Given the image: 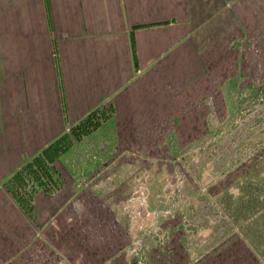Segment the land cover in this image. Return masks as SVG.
Wrapping results in <instances>:
<instances>
[{
	"label": "crops",
	"instance_id": "crops-1",
	"mask_svg": "<svg viewBox=\"0 0 264 264\" xmlns=\"http://www.w3.org/2000/svg\"><path fill=\"white\" fill-rule=\"evenodd\" d=\"M74 12L77 29L106 36L94 39L99 52L94 49L92 56L82 53L81 39L71 51L74 39L53 36L59 28L63 36L69 33ZM262 30L264 0H0V264H78L82 251L67 228L40 223L53 215L50 207L40 216L34 210L33 218L1 188L8 158L14 157L11 163L42 151L55 139L54 126L67 121L61 110L82 105L79 92L70 97L69 89H55L56 42L65 74L75 69L66 62L76 61L81 77L86 60L115 62L99 76L111 78L104 100L115 110L118 133L130 141V129H137L138 138L150 143L173 133L181 114L175 110L185 108L186 94H196L199 77L211 73L208 67L231 42L260 37ZM117 77L127 81L119 86ZM28 125L36 126L37 151L27 146ZM258 248L264 259V246Z\"/></svg>",
	"mask_w": 264,
	"mask_h": 264
},
{
	"label": "rangeland",
	"instance_id": "rangeland-1",
	"mask_svg": "<svg viewBox=\"0 0 264 264\" xmlns=\"http://www.w3.org/2000/svg\"><path fill=\"white\" fill-rule=\"evenodd\" d=\"M77 17V12L70 14L73 27L69 33L63 36L61 32L65 30L59 28L54 30L53 36L55 40L74 39L75 44L70 43L69 46L71 51L73 47H79L77 41L81 39L82 53L92 56L94 49L97 51L99 48L94 39L106 36L94 35V29H77ZM263 31L259 32L260 37L257 33L256 38L232 41L229 50L220 54V59L208 67V73L212 75L199 77L196 94L184 95L185 108L175 110L181 114L172 125L173 133L150 143L138 138L141 131L137 129H130V136L136 140L125 141L118 133L113 119L115 110L109 100H104L111 78L99 76L100 72L108 71V67L112 68L115 62L86 60V76L81 77L77 75V62L70 60L66 66L71 68L74 65L75 69L66 68L70 70L65 74L58 54L60 44L56 42L54 54L58 66L54 74L55 89H69L70 97L77 96L79 92L82 105L80 109L61 110L67 121L54 126L55 139L42 151L33 155L22 154L11 163L14 157L8 158L5 165H9L10 170H7L5 178H1V188L33 218L36 209L40 216L49 207V211L66 207L78 212L89 205L91 215L98 214L104 223L109 224L111 213L106 191L110 189L109 181L113 175H118L119 181H129V194L143 185L155 191L156 183L161 188H174L181 183L182 187L176 190L184 200L186 194H190V189L184 185L190 182L193 175L196 176V169L200 171V167L203 169L205 164L213 163L214 176L227 169L238 173V178L230 180L229 185L240 190V203L234 201L230 206L233 210L229 212V245L220 249L206 264H264L258 248L259 245L264 246ZM106 47L109 48V45ZM113 79L118 80L119 86L127 81L123 77ZM28 127L31 140L27 141V146L31 151H37L36 142L32 139L36 126ZM150 127L158 128L156 125ZM41 143V146L46 144L45 141ZM193 146H197V155L186 160V153ZM193 160H198L197 165ZM160 193L163 195L162 189ZM101 204L106 206V210L102 208L99 211ZM237 204L239 207L234 209ZM40 221L41 224L45 222L42 217ZM178 222L173 218L166 227H174ZM225 222L228 223V220ZM238 222H244L246 226L241 228ZM80 226L74 233L80 232ZM77 236L75 239L80 244L82 236L80 233ZM247 239L250 242H246ZM82 246L90 252L86 245ZM177 246V253L184 257L181 246L178 243ZM90 254L94 255L92 250Z\"/></svg>",
	"mask_w": 264,
	"mask_h": 264
},
{
	"label": "flooded vegetation",
	"instance_id": "flooded-vegetation-1",
	"mask_svg": "<svg viewBox=\"0 0 264 264\" xmlns=\"http://www.w3.org/2000/svg\"><path fill=\"white\" fill-rule=\"evenodd\" d=\"M195 147L186 153V160L196 157ZM193 161L197 165L198 160ZM203 167L199 168L200 171L197 168L196 176L193 175L184 185L190 189L184 200L176 190L182 187L181 183L164 189L156 183L155 191L143 185L129 194V181H119L118 175H113L109 181L110 189L106 191L111 213L108 225L103 226L101 217L91 215L89 205H85L78 212L66 207L59 211L52 209L53 215L46 219L44 226H63L72 234L73 240L78 233L81 234L78 244L82 251L77 255L78 264H206L220 249L229 245V212L233 210L230 206L234 201L239 202L240 190L229 185L230 180L238 178L236 171L227 169L214 176L213 163ZM141 182L145 184L144 180ZM238 207L237 204L234 209ZM102 208L106 210V206L101 204L99 211ZM62 210L68 214L63 215ZM173 218L179 222L174 227H166ZM83 222L85 225L80 226ZM78 225L80 232L74 233ZM237 225L241 228L246 226L244 222ZM237 239L240 240L238 235ZM177 243L184 257L177 253ZM81 244L86 245L90 252ZM91 250L94 255L90 254Z\"/></svg>",
	"mask_w": 264,
	"mask_h": 264
}]
</instances>
